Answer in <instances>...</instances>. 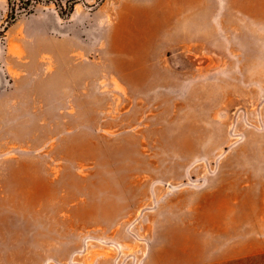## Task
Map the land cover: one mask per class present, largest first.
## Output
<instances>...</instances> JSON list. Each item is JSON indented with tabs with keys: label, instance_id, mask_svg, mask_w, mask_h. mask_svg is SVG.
I'll return each instance as SVG.
<instances>
[{
	"label": "rangeland",
	"instance_id": "374dc122",
	"mask_svg": "<svg viewBox=\"0 0 264 264\" xmlns=\"http://www.w3.org/2000/svg\"><path fill=\"white\" fill-rule=\"evenodd\" d=\"M0 0V264H264V0Z\"/></svg>",
	"mask_w": 264,
	"mask_h": 264
},
{
	"label": "trees",
	"instance_id": "16d2710c",
	"mask_svg": "<svg viewBox=\"0 0 264 264\" xmlns=\"http://www.w3.org/2000/svg\"><path fill=\"white\" fill-rule=\"evenodd\" d=\"M11 2V15L13 16L14 15V6H13V3L15 2L16 5H22V4H26L27 3V0H10ZM31 3V0H29V5ZM14 17V16H13Z\"/></svg>",
	"mask_w": 264,
	"mask_h": 264
}]
</instances>
